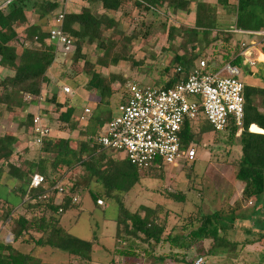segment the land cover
<instances>
[{
    "label": "trees",
    "instance_id": "obj_1",
    "mask_svg": "<svg viewBox=\"0 0 264 264\" xmlns=\"http://www.w3.org/2000/svg\"><path fill=\"white\" fill-rule=\"evenodd\" d=\"M84 1L91 6H101L103 13L94 14L89 7H84L80 13H66L63 8H60L63 14V35L74 48V59L77 62H85L82 54L83 46L95 45L97 50L103 52L102 60L99 62L103 68L117 65L121 61H129L130 47H124L132 40L131 38L124 39L125 46L122 47L121 52L113 53L114 48L107 46L104 37V33L108 31L113 34H122L118 30L117 21L110 14L118 12L127 0ZM217 2L224 7L228 19L233 18L232 26L237 30L264 31V0H233L232 3L230 0H218ZM35 5L39 8V21L43 22L29 23L26 10ZM133 6L147 11L166 6L174 12L190 13L189 0H134ZM58 8L59 5L51 0H0V67L12 73L0 80V116L2 107L4 111H13L25 102V98L30 102H37L41 98L43 85L52 87L50 103L62 107L57 102L58 90L60 88L62 91V88L58 84H51L52 81L48 76L49 69L57 58L50 31L54 28L51 21L53 13ZM194 17L193 27L183 30L182 44L177 52L174 51L177 54L170 62L169 68L164 71L168 77L165 84L161 86L163 90L172 88L180 79L191 73L195 64L205 58L207 49L216 51L224 49L225 53L217 66L231 63L239 67L242 72H248L239 51L232 47L228 40L233 37L238 42L239 35L228 32L229 25H225L227 21L219 17L215 7L206 2H197ZM49 20L50 25H47ZM17 28H21V32L17 31ZM177 34L176 29L170 28L167 40L174 41ZM253 37L261 41V51L264 52V38ZM179 52L182 54L179 55ZM213 59L211 57L210 61ZM173 67V75L170 76L169 71ZM177 68L181 71L178 72ZM87 73L90 78L88 87L94 90L99 98V110L89 118L90 123L86 129L87 140L77 142L72 139H55L47 136L43 139L41 146L37 147L38 149L24 150L18 157V162L14 164L11 159L17 139L13 135H0V187L8 189L7 195L0 197L7 204L2 219L5 221L16 207H22L25 214L14 220V227L11 230L13 241L17 242L23 239L22 236L27 235L28 240L23 239V242H34L32 249L26 254L15 249L11 244H0V264H39L33 255L39 250L56 251L60 254L63 252L72 258L80 259L82 264H89L93 243L70 235L63 228V224L65 215L81 204L80 201H74V199H80L81 193L85 190L90 192L92 183L99 184L102 189L101 194L89 193L96 207H98L97 200L102 198L104 201L103 197L116 200L118 203L115 237L127 242L126 252L133 255L135 246L130 243L132 239L152 244L151 251L164 241V227L158 224L154 211H147L143 216L139 213H130L121 201L122 196L140 182L139 171L126 160L118 161L107 156L106 150L96 143L103 125L113 118L112 113L107 112L108 109H104L105 111L101 109L103 106H109L113 91L110 79L92 70ZM119 81L120 87H124V81ZM243 97L242 126L239 128L230 123L225 130H229L231 139L240 131L238 136L240 158L236 175L238 180L244 183L242 200L258 203L264 196V89L244 83ZM72 103L73 101L66 102L65 100L64 102L71 106L65 114L61 115L65 122L73 114ZM34 117L27 115L25 122L22 123L23 125L28 124L27 128L30 130L33 144L34 136L31 130ZM206 123L200 121L192 125L187 121L183 125L180 132L183 149H187L193 143L197 144L202 132L212 131L206 127ZM252 125H256L261 133L250 132L249 127ZM194 163H184V166H189L191 169ZM77 168L79 172L76 176L73 171ZM163 170L162 166H153L147 173ZM34 175H41L44 183L29 194V183ZM60 184L64 187V194L61 198L57 195V190H54V187ZM173 197L176 201L185 200V197L179 194ZM31 214L33 217L29 219L28 215ZM243 218L246 217H223L216 213L210 215L198 213L196 220L199 227L189 232L187 236L189 244H186V238L181 237V239L174 240L170 235L166 241L172 247L189 250L191 242L201 238L210 241L207 250L209 256L230 253L235 250L236 245L229 243L225 237L220 236V233L236 231V221L243 220ZM193 225L194 223H189V226ZM32 234L39 237L33 240V237H30L33 236ZM150 255L149 251L148 256ZM162 258L164 257L155 260V263H162Z\"/></svg>",
    "mask_w": 264,
    "mask_h": 264
},
{
    "label": "rangeland",
    "instance_id": "obj_2",
    "mask_svg": "<svg viewBox=\"0 0 264 264\" xmlns=\"http://www.w3.org/2000/svg\"><path fill=\"white\" fill-rule=\"evenodd\" d=\"M51 1L59 5L53 16L61 13L60 8H63L66 13H80L84 7H89L94 14L103 13L101 6H91L84 0ZM189 1L190 13L188 14L181 11L174 12L166 6L152 11L135 8L134 0H127L118 12L110 14L117 21L118 30L122 34H113L110 31L104 33L106 44L111 49L114 48L113 53L121 52L122 47L125 46L124 39L131 38L132 40L124 47H130L129 61H121L117 65L103 68L99 63L102 60L103 52L97 50L95 45L83 46L82 54L85 57V62H77L74 59L73 47L67 50L69 55L72 54L70 57H58L48 72V76L52 81L51 84H58L61 88L67 85L74 91L73 96H71L72 94L66 96L60 88L58 90L57 102L59 104H64L65 100L66 102L76 100L73 114L68 121L62 120L61 115L65 114L71 106L64 104L62 107H58L50 103L51 85L42 86L41 94L44 90L43 93L46 95L43 96V100H37V103L24 102L10 112L4 111V107H2L0 135H15V138L19 137L16 139L20 142L19 148L15 147L17 140L14 145L12 163L16 164L22 153L17 152L18 149L30 151L38 149V146L33 144L30 130L27 128L28 124H22L27 115H31L28 112L36 111V108L31 110L27 108L32 104L39 108L37 112L39 116L47 120L49 133L57 134L60 139H72L77 142L88 139L86 129L90 123L89 118L99 110V98L94 90L88 87L90 79L87 75L88 71L99 72L104 78L111 80L113 94L109 99L110 104L101 108L102 111L108 109L107 112L111 113L119 103L128 83L139 81L142 85L165 84L168 76L164 71L169 68L170 62L182 44L183 30L193 27L196 3L207 2L215 7L219 17L225 16L224 7L217 2L218 0ZM230 2L232 3L233 0ZM26 15L29 23L39 21L38 6L35 5L27 9ZM225 17L223 21L228 19V16ZM50 20L47 25H50ZM225 25L228 26V22ZM170 28H174L178 32V36L172 42L167 40ZM21 30V28H17V31L21 32ZM228 40L232 47H239L235 38L230 37ZM207 50V55H204L205 58H203L211 65H217L225 53L223 48L219 49L220 51ZM211 57L214 58L211 60L212 62L210 61ZM261 59L264 58L261 56ZM173 69L174 67L169 71L170 76L173 75ZM248 69L256 75L250 76L249 72L241 70L240 80L253 83L258 79L256 76L261 73V70H259V66ZM7 75H12V73L0 68V80ZM119 80L124 81V87H120ZM85 109H88L89 113H86ZM82 117L85 119L82 120ZM205 125L212 129L208 123ZM239 134L240 131L231 139L229 130L202 132L196 144L197 156L191 169L189 166L185 167L184 164H181L176 168L169 166L162 172L139 173L140 182L125 196H122L121 201L128 212L139 213L143 216L147 211H154L158 224L163 225L164 241L153 251H151L152 244L132 239L130 243H133L135 247L131 256L126 252L127 242L116 239L115 229L118 216L116 200L106 202L104 200V207H96L90 194L83 193L80 197L81 204L70 210L71 213L67 214L68 219L64 222L63 228L70 235L93 243L89 264H194L200 257L203 258L204 264H264V196L258 203L242 200L244 183L239 181L236 175L240 158ZM7 191V188L0 187V197H5ZM177 194L184 196L185 200L176 201L173 196ZM6 206L7 204L0 199V244H11L12 247L26 254L34 244V242H23V239L28 240L27 235L22 236L23 239L21 238L17 242L11 240L10 243H6V236L11 233L14 220L25 214V211L18 206L3 221L2 214L6 212ZM198 213L200 215L216 213L223 217H246L236 221V231L220 233V236L225 237L229 243H235L236 248L233 252L209 256L207 250L210 241L201 238L191 242L189 250L172 247L166 241L170 235L174 240L181 239V237L186 238L185 242L189 244L190 241L187 237L189 232L199 227L196 220ZM28 217L31 219L33 216L31 214ZM189 223H194V225L191 227ZM32 235L30 237H33V240L39 237L36 234ZM149 251L151 252L150 256H148ZM33 255L39 264H82L80 259L72 258L63 252L60 254L56 251L39 250L35 251ZM160 257H164L162 263H155V260Z\"/></svg>",
    "mask_w": 264,
    "mask_h": 264
},
{
    "label": "built area",
    "instance_id": "obj_3",
    "mask_svg": "<svg viewBox=\"0 0 264 264\" xmlns=\"http://www.w3.org/2000/svg\"><path fill=\"white\" fill-rule=\"evenodd\" d=\"M62 20V13L53 16L54 28L50 35L55 52L68 54V48L73 46L63 35ZM228 32L264 38V31L246 32L232 27ZM249 48L247 43L242 42L239 55L245 65L253 67L255 62L250 60ZM177 71L181 69L177 68ZM241 74V69L231 63L217 66L202 59L195 64L191 73L167 90L130 82L115 107V115L103 125L96 143L104 150L120 155L139 173H147L153 166L166 169L194 162L196 144L183 149L180 142L183 125L187 121L192 125L205 121L213 132L224 131L230 123L240 128L244 118V83L240 80ZM62 91L67 95L72 94L69 87H64ZM85 112L89 113V110L85 109ZM31 131L34 144L38 147L49 136L48 128L39 115L34 117ZM43 183L41 175H34L29 183V194ZM54 190H57L60 198L63 197V184L57 185ZM74 201L80 199L75 198ZM96 204L105 206L102 199H98ZM11 240L13 235L9 233L6 243ZM194 264H204L203 258H198Z\"/></svg>",
    "mask_w": 264,
    "mask_h": 264
},
{
    "label": "crops",
    "instance_id": "obj_4",
    "mask_svg": "<svg viewBox=\"0 0 264 264\" xmlns=\"http://www.w3.org/2000/svg\"><path fill=\"white\" fill-rule=\"evenodd\" d=\"M207 3V2H206ZM225 16H227L226 14H225ZM225 16H223L222 18L224 19V18H226ZM221 18V17H220ZM194 19H195V17L193 16V23H194ZM222 20V19H221ZM229 20V21H228ZM225 21H227L228 22V24H229V29H228V31L230 30V28H232L233 26H232V21H233V18L232 17H230L229 19H227V20H225ZM247 32V31H246ZM233 34V33H232ZM233 35H236V34H233ZM242 41L243 42H247V45H248V47H250L249 49L251 50V57H250V60H252V61H254L255 62V66H253V67H258L259 66V70H261V73L260 74H258L257 76H256V78H258V79H256L253 83H250V82H243V83H245V84H247V85H249V86H254V87H260V88H263L264 89V59H261V56L264 58V52H262L261 51V45H260V42L261 41H259V40H257L255 37H253L252 35H239V41H238V43H237V46H239L238 48H236V47H234L237 51H239V48H240V44L242 43ZM245 42V43H246ZM260 47V48H259ZM182 53L181 52H179V55H181ZM72 55V54H71ZM71 55H69V53L68 54H63L62 52H57V58L58 57H62V56H64V57H70ZM56 58V59H57ZM243 62H244V60H243ZM55 63V62H54ZM247 66V65H246ZM52 67V66H51ZM1 68V67H0ZM247 68H250L249 66H247ZM252 68V67H251ZM3 69V68H2ZM51 69V68H50ZM50 69H49V71H50ZM7 71V70H6ZM247 71L249 72V74H250V76H254V75H256V74H254L253 73V71H251L250 69H247ZM134 83H137V84H139V85H142V83L141 82H139V81H136V82H134ZM150 86H157V87H161L162 85H150ZM64 87H69L70 88V86H63L62 87V89L64 88ZM71 89V88H70ZM72 91V90H71ZM43 92H44V90H43ZM42 92V94H41V96H42V98H40L39 100H43L44 98H43V96L44 95H46V93H43ZM64 95H66V96H69V95H67V94H65L63 91H61ZM71 95V94H70ZM74 95V91H72V95L71 96H73ZM25 100V102H27V103H29L30 104V101L28 100V99H24ZM65 102V101H64ZM34 103H37V102H34ZM40 103V102H39ZM38 103V104H39ZM59 103V102H58ZM74 103V104H73ZM71 105H72V107L74 108V106H75V101L73 102ZM61 104V103H60ZM110 104V103H109ZM37 105V104H36ZM61 105H64L63 103L61 104ZM28 109H34V108H36L35 110L36 111H34V112H28L29 114H31L32 116H36V115H39V113H37L38 112V110H39V108H37L36 106H33V104L32 105H29L28 107H27ZM26 108V109H27ZM112 111H113V109H111ZM66 111V110H65ZM115 109H114V111L112 112V117L115 115ZM88 115V114H87ZM82 120H84L85 118L84 117H82L81 118ZM44 120V123H45V125L47 126V128H48V124H47V120L46 119H43ZM46 121V122H45ZM86 124V123H85ZM252 126H255V127H257L256 125H252ZM252 126H250L249 127V131H250V128L252 127ZM258 128V127H257ZM48 130H50V129H48ZM258 130H260L259 128H258ZM251 132V131H250ZM252 133H255V132H252ZM257 133H261V132H257ZM264 133V132H263ZM15 136V135H14ZM49 136L50 137H52V138H55V139H59V137H57V134L56 135H53V134H51V132L49 133ZM16 138H19V137H16ZM17 144H16V146L15 147H17L18 146V148H19V146H20V142H19V140L17 139ZM24 148V147H23ZM17 150V149H16ZM22 152L23 153V151H24V149H18V151L17 152ZM106 152V154H107V156H111V155H113V156H111L113 159H116V158H119V159H116V160H118V161H121V160H124L120 155H117V154H112V153H110V152H108V151H105ZM21 153V154H22ZM74 174L77 176V174H78V172H79V169L77 168V169H75L74 171ZM71 175V174H70ZM73 175V174H72ZM90 192H97V193H99V194H101L102 193V189H101V187H100V185L99 184H95V183H92L91 184V190H90ZM90 192H88V191H86L85 190V192H82L81 193V195L83 194V193H90ZM125 196V195H124ZM81 197V196H80ZM104 200H105V202L106 201H110V200H112V199H110V198H103ZM104 207V206H103ZM71 213V212H70ZM72 213H74V212H72ZM69 214V213H68ZM68 219V216L67 215H65V220L64 221H66Z\"/></svg>",
    "mask_w": 264,
    "mask_h": 264
},
{
    "label": "bare ground",
    "instance_id": "obj_5",
    "mask_svg": "<svg viewBox=\"0 0 264 264\" xmlns=\"http://www.w3.org/2000/svg\"><path fill=\"white\" fill-rule=\"evenodd\" d=\"M250 131H251V132H255V133L260 132V131L258 130V128L255 127V126H252V127L250 128Z\"/></svg>",
    "mask_w": 264,
    "mask_h": 264
}]
</instances>
